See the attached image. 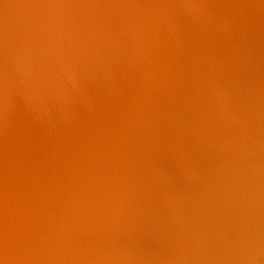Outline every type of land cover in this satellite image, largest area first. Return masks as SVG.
Returning a JSON list of instances; mask_svg holds the SVG:
<instances>
[{"label": "bare ground", "instance_id": "1", "mask_svg": "<svg viewBox=\"0 0 264 264\" xmlns=\"http://www.w3.org/2000/svg\"><path fill=\"white\" fill-rule=\"evenodd\" d=\"M24 3L21 5L28 9L26 13L18 12L16 4L22 30L33 37L38 30L29 32L26 27H41L40 38L45 44L41 49L28 46L25 51L21 47L14 49L16 54H7L5 59L13 60L10 65L18 61V70L12 69L14 80L5 87L10 89L13 84L11 91L17 90L22 98L19 103L31 111L37 108L32 105L35 99L45 92L55 95V100L48 120L37 126L35 146L29 141L27 129L14 132L13 137L3 133L7 118L0 113V154L6 153L0 156V201L19 185L27 166L33 178L31 189L20 199L0 240V264H155L168 260L170 264H206L207 252L204 258L199 253L209 239L208 245L223 251L232 247L238 252L236 258L232 257L234 261L227 254L220 264H262L251 257L250 252L255 250L240 251V246L247 243L264 255L263 221L249 224L252 219L248 216L253 213L244 208L249 214L243 216L244 221L234 212V205L224 206L217 217L207 216L200 207L197 211L195 203H201L189 187L166 182L164 171L176 167L169 149L161 151L163 162L157 171L146 168L151 167L149 146L161 143V136L166 135L164 129L152 126L153 118L145 111L162 106L166 96L180 101L181 93L183 101L174 105L179 110L187 105L186 92L192 84L203 89L194 101L195 109H187L195 118L203 114L206 103L220 96L232 98L236 93L235 126L243 132L242 142L254 138L262 169L254 167L251 160L245 167H234L240 168L237 172L242 175L236 176L242 180L234 184L236 188L229 187L224 179L217 192L212 187L217 180L206 184L211 189L199 190L207 199L219 196L225 203L236 205L259 198L264 204V0ZM8 4L9 0H0L1 41L16 35L18 26L14 27L16 20L12 22L13 10ZM96 56L102 77L92 68L91 58L95 60ZM55 62L60 64L58 68L55 65L53 85L49 86V70ZM195 62L198 65L191 68ZM173 76L182 82L180 88L171 91ZM257 85L262 88L260 94L247 104H258L263 112L253 119L251 108L240 102ZM146 88L145 100L139 98V91ZM109 96H113L112 101H103ZM207 110L217 112L216 108ZM139 115L144 121L132 129L131 123ZM145 122L150 124L146 126ZM15 137L21 139L19 144ZM185 150L189 152L186 143ZM121 167H125L122 172ZM110 209L116 210L118 217L114 218ZM106 223L110 224L109 231ZM255 229V242L242 241L241 233ZM119 232L126 233L124 242L117 241ZM77 247L81 250L73 259ZM105 247L111 252L107 257ZM162 247L164 252L159 253L157 249ZM116 250L117 254L111 255ZM213 260L211 263H216Z\"/></svg>", "mask_w": 264, "mask_h": 264}, {"label": "rangeland", "instance_id": "2", "mask_svg": "<svg viewBox=\"0 0 264 264\" xmlns=\"http://www.w3.org/2000/svg\"><path fill=\"white\" fill-rule=\"evenodd\" d=\"M24 1L25 0H17V1L16 0H14V1L9 0L8 9L11 10V12L13 10V12H12L13 15H11V12H10V15L12 16V17L11 16L10 17L12 18L13 23L16 20L14 23V27L16 25H18V26H16L17 28L16 27L15 28H16V31L18 29L19 30H18V32L15 31V34L17 36L16 35L13 36L11 34L10 38L8 36L4 41L0 40V51H1V49H2V51L3 50L6 51L7 49L3 48V47H6V45H7V47H10L11 45H12V47L14 46L13 48L10 47L11 49L8 48V50L6 51L7 53L5 51H3V53L0 52V98H1L0 99V113L7 118L6 119L7 122L3 127L4 128L3 133H6V134L9 133V135H12V137H13L15 135L14 132H17L18 130L20 132L21 129H23V130L27 129L28 134H29V141H30V143H32L35 146L34 142H35V138H36L35 133L37 130V126H40V124L42 122L44 124L45 120L52 114L53 109H54L53 103L55 100V97H54L55 95L52 96V95H50L51 93L45 92V94L39 96L38 98H36V99L34 98L35 102L32 105L36 106L37 108H34L31 111L30 109H28V107H26L27 105L24 106V104H22L21 102L19 103V101H22V98L19 95V92H17V90H16V92L11 91V90H14L13 84L9 87L10 89L7 88L10 81L12 79L14 80L15 73H13V72H15V70H12V69L13 68L15 69L16 65H17L16 63H18V61L15 60L14 63H11V65H10V62H13V60L9 62L8 59H5L6 56H8L7 54H11L12 52H13V54H16L14 52V49L15 48L21 49V47H23L21 50H25V49L28 50L29 48H31V46L34 49L35 48L41 49L42 46H44V44H45V42L43 41L44 39L40 38L42 35L41 27H39L38 29L33 28V27L28 28L29 26H31L30 24L26 27V31H29V32L33 31V30H35V31L38 30V35L37 36L35 35L37 38L39 37L38 39L35 36H33V37L30 36V34L25 33V31L22 30L23 26H21V22H20V19L18 17V14H19L18 12L19 11H22V13L27 12V10H28L27 8H25L26 12L24 10V5H25ZM14 2H16V4L19 7ZM21 3L24 4V5L22 4L23 8H22ZM15 5H16V7H15ZM17 7H18V12H16ZM14 8H16V9L14 10ZM17 20H19V22ZM13 38L15 39V41L13 40ZM33 39H35V40H33ZM18 40H20V42ZM30 40H31V42H30ZM9 41H10V44L8 43ZM3 44H6V45H3ZM28 46H29V48H28ZM9 50H13V51H9ZM96 51L97 50H93L92 52H94L96 54L97 53ZM18 55L20 56L21 54L19 53ZM2 56H3V58L1 60ZM96 57H97V59H95V60H94V58H91V62H93L92 68L95 70V74L102 77L103 72L101 71V69L99 68L98 63H97L98 62L97 61L98 56H96ZM7 58H9V57H7ZM3 59H4V61H3ZM11 59H13V58H11ZM62 60H64V57L62 58ZM193 61L194 60H192V62ZM60 62H58V63L55 62L56 64L54 63L53 66L56 65L58 68V65L60 64ZM4 64L5 65L7 64L6 68H5ZM195 64L198 65L195 62L191 66V68H193V67L195 68L196 67ZM53 66L51 67V70H49V76L51 78L50 82H49V86L53 85L52 76H53V73L56 72L55 71L56 66L55 67H53ZM3 70H7V72H9V73L12 72L11 73L12 75H10L9 73L7 74V72H5ZM17 70L18 69L16 68V71ZM7 77L10 80H7ZM210 77H209V79L211 80ZM5 80H6V82H5ZM181 82H182V80H180V77H176V76L174 77L173 76L170 79L171 86L173 85V87H171L170 90L172 91L173 89L180 88ZM209 83L212 84L211 81ZM5 84H7L6 87H5ZM260 90H262V88L260 87V85L259 86L257 85L256 88H253V89H251V91L246 92L244 97L242 98V100L240 102L241 105L250 103L253 98H257V95L260 94V92H259ZM8 91L11 92L12 94H10ZM148 91H149V89H147V88L144 90H140L138 93L139 98L145 100L146 96L148 95ZM201 91H203V89H201V90L198 89L197 85H195V84H192L191 86H189L187 89V92H186L187 93V95H186L187 96L186 97L187 105H185L182 108H179V110L176 109V108H178V106L175 108L174 105H176L178 102L183 101L182 99H180V98H182L181 93L179 96L177 95L178 100H180V101L175 102V100H172L173 96H169V97L166 96L162 106H160L159 108H154V109H152V111H149V110L145 111V114L147 116H150L149 114H151V116L153 118L152 126H154L155 128L164 129L163 133H165V135H166V136H163V135L161 136V139H162L161 143L156 142L155 144L153 143V145L151 143V145L149 146V151H150L149 153L150 154L148 153L147 157L150 156L151 167H146V168H150L151 171H157L158 170L157 167L163 162L161 160L162 156H160L162 153L161 151L163 149H165V150L169 149L170 155L172 156V160L175 161L176 167H170L164 171L166 176H167L166 182H173L177 186H180V184L181 185L183 184V185L189 187L191 189V191L194 192L193 195L195 196V198L198 197L197 200L201 203V204L195 203V208L197 211L200 212V208H201L202 212L206 213L207 216L217 217V216L221 215L220 212H222L221 210L223 209L224 206L234 205L233 208H235V206L237 207L236 211L234 209L235 213L236 212H237V214L240 213L242 217L248 213L249 214L253 213L252 215L248 214L249 216L246 215L252 219V220H250L249 224H254L258 221H263V225H262V228H263V226H264V207L263 206H264V204H262L263 202L259 198H257L256 202H254L256 198L253 201L251 200L253 202L252 204H251V201H248L249 205H248V202H246V201L239 202V203L237 202L235 205V204L225 203L226 201H223V200H225V198H221L219 196L213 197V198H208V199H211V201H209L206 198V196H204L205 192L204 191L201 192L199 190V189L205 190L206 184L217 180L212 185V187H214L216 189V192H217L218 187L221 185V183H223L222 181L224 179L226 180V183L229 187H231V186L235 187L236 185H234V184H236L238 182H240V183L242 182V180H240L239 178H236V176H242V175H240V173L237 172L240 170V168H234V167H245L247 165V162H250L251 160L254 161L252 163L254 165V167H256V168L260 167V168H258L260 171L262 169L260 166L262 159H261V156H259L260 154H258L259 148L256 147L257 144L255 142H253L254 138L252 136L250 137V133H248V137H250L251 139L250 140L244 139V142H242L240 137H242L241 133H243V132H240V130L235 126L234 121H235V105H236L235 104V102H236V98H235L236 95L235 94L236 93L235 94L233 93L234 96L232 97L235 100H233L231 97L228 98V97H221L220 96L221 98L219 97L217 99V101L212 102V103H206V105H204L205 109L203 110V114H201L200 116H196V118H195L194 115L190 116V113L187 112L188 111L187 109H189V110H190V108L195 109L194 108V101L196 102L198 100V97L200 94L199 92H201ZM6 92H8V93L6 94ZM20 92H23V91H20ZM9 95H12V96H9ZM48 95H50V96L48 97ZM208 96L209 95L203 96V97H205L204 99H206V97H208ZM14 98H15V100H14ZM109 98L110 99L105 98L103 101H105V102L106 101H112L113 96H109ZM9 99H11V102H7ZM34 99H33V101H34ZM214 103H216V104H214ZM6 106H10L12 108H9ZM247 107L251 108L252 111L250 114L253 115V117H254L253 119L256 118L255 114H257L258 112H260V113L263 112V108H261L258 104H247ZM207 108H214V109L216 108L217 109L216 114H213L214 111H212V110L209 111V110H207ZM143 118L144 117L139 115L138 118L135 120V122L131 123L132 129H134L139 124L141 125V123L144 121ZM163 119L167 120V121L163 122ZM2 120L3 119H0V121H2ZM111 121H112V119H111ZM111 121H109V123ZM170 121H171L170 124L172 125V127L169 125ZM237 123H239V121ZM111 124L114 125V123H111ZM148 124H150V123L145 122L144 125L147 126ZM224 124H225L226 128H224ZM223 128L225 129V131L223 130ZM166 130L169 131L170 134ZM226 130H227V132H226ZM11 133H13V134H11ZM167 136H168V138H167ZM244 136H245V134H244ZM15 138L17 139V142L16 141L15 142L19 144V142H21V139L17 138V137H15ZM15 138H14V140H16ZM166 140H168V141H166ZM16 143L14 145H16ZM149 143H150V141H149ZM182 143H184L183 144L184 149H182V145H181ZM185 143L187 145V149L189 150V152H186V150H185ZM162 144L164 145V147L162 146ZM239 144H241L242 147ZM0 150H2V149H0ZM234 152H236L235 155H234ZM1 153H3V155L6 154L4 152H1ZM3 155L0 154L1 158ZM158 157H160V158H158ZM158 159H160L161 161ZM146 163H147V161L145 162V164ZM124 168L125 167H121V172L123 171ZM32 179L33 178L30 176V173H29V166H27L25 168V170H23V172H22V177H21V181H19V185L14 186L12 188V190L9 191L8 196H4L1 198V201H0V240L4 237V235L7 231L8 220L11 218L13 211L17 208L20 199H22L23 196L25 194H27V191H29L31 189L32 181H33ZM237 185H239V184H237ZM177 186H175V187L178 188ZM206 188L211 189L209 187H206ZM181 191H182V189L180 188V191L178 192L180 196L183 194V193H181ZM174 195L177 196V193H175ZM217 195H218V193H217ZM200 199H206V202L203 203L202 200H200ZM223 203H225V204H223ZM241 205H244V206L248 205L247 206L248 209H246L247 207H244V206L242 207ZM251 205H253V206H251ZM231 207L232 206L227 207V208H231ZM254 207H255L256 213H255V210L253 209ZM244 208H245V210L248 211V213L244 210ZM250 208H252V210H250ZM223 210H225V209H223ZM239 211L243 212V214ZM109 212L110 213L113 212V214H111V215H113L114 218H115V216L118 217L116 210L110 209ZM181 212H183V211H181V210L177 211V213H181ZM258 212H259V214H258ZM213 214H215V215H213ZM254 214H256V215H254ZM245 220L246 219L244 218V221ZM254 220H256V222ZM252 222H254V223H252ZM258 223L262 224L261 222H258ZM249 224H247V225L249 226ZM109 227H110V224L106 223V231H109V229H110ZM248 232H249V235H248ZM256 232H257V229L251 231V233H250V231H247V233H245V232L241 233V235L243 236L242 241L247 240V242L248 241L249 242H255L254 240H252L253 239L252 237L256 236V234H255ZM125 234H123L122 232H119L118 233L119 238L117 239V241L118 242H124L127 239ZM244 235H245V237H244ZM251 235H253V236H251ZM260 235H262V234L260 233L258 236H260ZM206 236H205V238L209 239V236H207V237ZM239 240H240V238H239ZM204 242H205V244H202V243L201 244L203 245V247H205V249H203L201 253H203L204 251L205 252H204V254H201V253H199V254L204 258L203 255H205L207 252V254L205 255V258H204L206 264H220V262L223 263V261L225 260L224 259L225 255H227V254H229L228 256L231 259H232V257L236 258L235 257L236 254L238 255V252H236L234 249H231L232 247L229 248L230 250L228 249L227 251L226 250L223 251L221 248H218L217 246H212L211 244L210 245L206 244V242L210 243L211 239H209V241L206 240ZM244 242H246V241H244ZM246 244L247 243H244L243 245L240 246V251H242L241 249L244 248L243 251H245V249H246L249 252V251H251L249 249L252 248V251L255 250L254 251L255 253L250 252V255H251V257H254L253 258L254 262L264 264V259H263L264 255H262L263 251L258 253V250L256 248L253 249L252 246H250L249 244H247V246H246ZM106 249L107 248L105 247L104 250H106ZM79 250H81V248L77 247L76 250L74 251L75 252L74 255H76V256L73 259H77V255L79 254ZM157 250L159 251V253L164 252L163 247L160 250H159V248ZM212 250H213V252H212ZM117 251L118 250H116L115 253L111 254V255L114 256L115 254H117ZM104 253L106 254V257H107V254L111 253V252L109 251V249H107L106 251H104ZM212 253L215 256H217L218 263H217V258L215 256L213 257ZM256 253H257V255H256ZM208 254H211V255H208ZM232 254H233V256H230ZM208 256H211L212 258L208 257ZM108 257H110V254L108 255ZM229 257H227L226 259H229ZM214 258H216L215 259L216 261L213 260ZM219 259H220V261H219ZM212 260L216 263H211ZM229 260H227V261H229ZM232 260L234 261L235 259H232ZM125 261H126V259H124V262ZM170 261L171 260L162 261L161 263H155V264H170ZM207 261H208V263H207ZM233 261H230V262H233ZM228 263L229 262H227L226 264H228ZM171 264H177V263L173 262ZM224 264H225V262H224ZM231 264H233V263H231Z\"/></svg>", "mask_w": 264, "mask_h": 264}]
</instances>
